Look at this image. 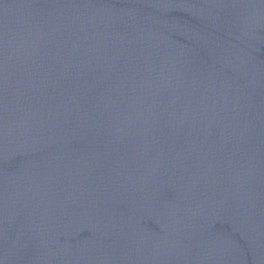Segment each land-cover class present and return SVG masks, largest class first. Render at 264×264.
<instances>
[{"label":"water","instance_id":"95a60500","mask_svg":"<svg viewBox=\"0 0 264 264\" xmlns=\"http://www.w3.org/2000/svg\"><path fill=\"white\" fill-rule=\"evenodd\" d=\"M0 264H264V0H0Z\"/></svg>","mask_w":264,"mask_h":264}]
</instances>
